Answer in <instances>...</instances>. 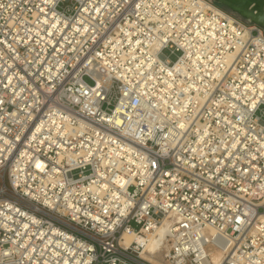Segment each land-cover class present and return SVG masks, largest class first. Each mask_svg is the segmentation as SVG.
I'll return each instance as SVG.
<instances>
[{
    "label": "built area",
    "instance_id": "obj_1",
    "mask_svg": "<svg viewBox=\"0 0 264 264\" xmlns=\"http://www.w3.org/2000/svg\"><path fill=\"white\" fill-rule=\"evenodd\" d=\"M0 176V264H150L161 226L169 264H264V29L213 0H0Z\"/></svg>",
    "mask_w": 264,
    "mask_h": 264
},
{
    "label": "bare ground",
    "instance_id": "obj_2",
    "mask_svg": "<svg viewBox=\"0 0 264 264\" xmlns=\"http://www.w3.org/2000/svg\"><path fill=\"white\" fill-rule=\"evenodd\" d=\"M246 17L249 20H256L260 21L264 25V14L263 15H256L255 13L250 12L247 10L244 12ZM164 226H161L156 229V231L149 236V241L144 249V251L141 253V257L150 264H169L168 262H162L156 258V252L160 251V242L163 240L164 236ZM131 240L130 237L125 236V244H127ZM219 258V255L215 254L213 255V259L217 261Z\"/></svg>",
    "mask_w": 264,
    "mask_h": 264
},
{
    "label": "water",
    "instance_id": "obj_3",
    "mask_svg": "<svg viewBox=\"0 0 264 264\" xmlns=\"http://www.w3.org/2000/svg\"><path fill=\"white\" fill-rule=\"evenodd\" d=\"M219 5L224 6L235 14L239 15L243 19L247 20L250 23L256 24L264 29L263 23L256 20H249L244 12L249 10L256 15L264 14V0H213Z\"/></svg>",
    "mask_w": 264,
    "mask_h": 264
},
{
    "label": "rangeland",
    "instance_id": "obj_4",
    "mask_svg": "<svg viewBox=\"0 0 264 264\" xmlns=\"http://www.w3.org/2000/svg\"><path fill=\"white\" fill-rule=\"evenodd\" d=\"M64 4L71 5V2H70V1H67V2H65ZM221 6H222V5H221ZM222 7H224V6H222ZM167 53H168V52H167ZM170 58H171L172 60L175 59L174 55H170ZM83 80H84L86 83L90 84V85L93 84L92 79H91L90 77H88V76H85V77L83 78ZM114 102H115V99H114V96H113V100L111 101V103L113 104ZM3 185L8 186V181H7L6 178L3 180V179L1 178V176H0V188H1ZM164 250H165V247L162 248L161 251L159 252V254L156 256V258H157L158 260L162 261L163 263H164V262H167V261L162 257V256H163V253H164Z\"/></svg>",
    "mask_w": 264,
    "mask_h": 264
}]
</instances>
